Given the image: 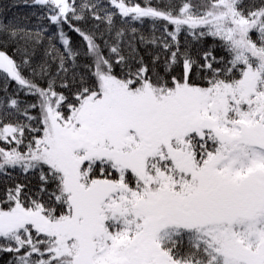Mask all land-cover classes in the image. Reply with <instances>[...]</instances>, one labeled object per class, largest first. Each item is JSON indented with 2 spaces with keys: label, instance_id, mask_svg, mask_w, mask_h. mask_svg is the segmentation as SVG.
<instances>
[{
  "label": "snow or ice",
  "instance_id": "obj_1",
  "mask_svg": "<svg viewBox=\"0 0 264 264\" xmlns=\"http://www.w3.org/2000/svg\"><path fill=\"white\" fill-rule=\"evenodd\" d=\"M26 4L35 29L0 21V264H264V0Z\"/></svg>",
  "mask_w": 264,
  "mask_h": 264
},
{
  "label": "trees",
  "instance_id": "obj_2",
  "mask_svg": "<svg viewBox=\"0 0 264 264\" xmlns=\"http://www.w3.org/2000/svg\"><path fill=\"white\" fill-rule=\"evenodd\" d=\"M34 11V8L27 6L26 0H0V21L12 22L15 20L21 25L35 29L39 21L36 16L32 15ZM69 35L72 34L69 33Z\"/></svg>",
  "mask_w": 264,
  "mask_h": 264
}]
</instances>
